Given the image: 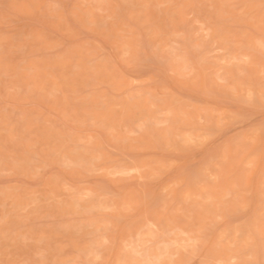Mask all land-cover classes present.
Returning a JSON list of instances; mask_svg holds the SVG:
<instances>
[{"label":"rangeland","instance_id":"1","mask_svg":"<svg viewBox=\"0 0 264 264\" xmlns=\"http://www.w3.org/2000/svg\"><path fill=\"white\" fill-rule=\"evenodd\" d=\"M262 44L264 0H0V264H264Z\"/></svg>","mask_w":264,"mask_h":264},{"label":"snow or ice","instance_id":"2","mask_svg":"<svg viewBox=\"0 0 264 264\" xmlns=\"http://www.w3.org/2000/svg\"><path fill=\"white\" fill-rule=\"evenodd\" d=\"M262 47H264V44H262ZM246 103L247 104L255 103V99H254V97L251 94L249 95ZM260 104H261V108L264 109V93L261 94ZM262 240H264V236H262Z\"/></svg>","mask_w":264,"mask_h":264},{"label":"bare ground","instance_id":"3","mask_svg":"<svg viewBox=\"0 0 264 264\" xmlns=\"http://www.w3.org/2000/svg\"><path fill=\"white\" fill-rule=\"evenodd\" d=\"M254 179V178H253ZM251 209V208H250ZM253 209V208H252ZM250 215V214H249ZM230 222V221H229ZM231 223V222H230ZM210 233V232H209ZM214 234V233H213ZM252 235V234H251ZM255 235V234H254ZM211 236V235H210ZM238 236V235H237ZM234 238V237H233ZM235 239V238H234ZM255 240V239H254ZM230 243V242H229Z\"/></svg>","mask_w":264,"mask_h":264}]
</instances>
